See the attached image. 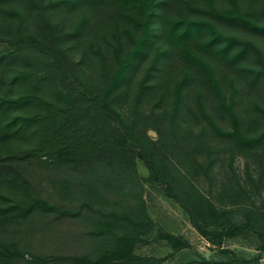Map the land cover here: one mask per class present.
<instances>
[{"label":"rangeland","instance_id":"374dc122","mask_svg":"<svg viewBox=\"0 0 264 264\" xmlns=\"http://www.w3.org/2000/svg\"><path fill=\"white\" fill-rule=\"evenodd\" d=\"M46 6L53 30L47 31L37 6L31 0L0 1V28H10L21 14L26 32L64 49L75 75L99 82L108 75L133 45L141 32L137 13L120 0H99L70 6H50L52 0H34ZM243 15L264 23V0H235ZM216 9L231 8L230 0H212ZM184 15L206 19L223 33L250 42L254 47L235 61L216 57L200 46L203 30L186 46L207 62L235 115L231 119L205 77L174 46L164 32L167 17ZM76 25L78 27H76ZM2 43L0 42V45ZM264 60V31L251 29L237 20L216 17L207 10L206 0H154L150 34L141 53L129 66L124 80L113 92L115 108L125 116L136 115L138 124L154 139L162 152L176 162L191 184L215 207L213 216L203 208L184 206L157 184L149 182L148 170L139 158L134 172L119 181L117 190L102 189L92 197L67 182L68 171L45 154L39 155L40 135L36 126L0 136V156L10 159V167L0 173V204L29 202L40 198L49 208H36L27 216L0 220V264H36L53 254L91 253L95 239L89 230L102 215L140 208L148 221L145 237L133 252L151 258L149 264H196L201 257L209 264H228L233 258L253 259L264 264V138L255 144H239L218 133L204 112L223 130L234 124L243 135L264 129V75L254 76L250 68ZM148 77L142 81L152 58ZM35 50L0 59V94H17L25 82L12 80L21 68L37 65ZM186 76L172 120L169 114L175 97L176 81ZM48 85V86H47ZM49 83L39 91L50 95ZM34 113H45V105H35ZM145 117L143 121L141 118ZM137 206V207H136ZM260 218L258 219V217ZM195 220L204 229L199 231ZM251 221L240 233L228 227ZM171 233L186 241L173 247L162 234ZM51 264H60L50 260ZM232 264H239L234 262Z\"/></svg>","mask_w":264,"mask_h":264},{"label":"trees","instance_id":"16d2710c","mask_svg":"<svg viewBox=\"0 0 264 264\" xmlns=\"http://www.w3.org/2000/svg\"><path fill=\"white\" fill-rule=\"evenodd\" d=\"M5 1V0H0ZM39 9L38 12L47 31L52 32L46 14V6L31 0ZM99 0H52L50 6H70L76 3H94ZM127 4L139 16L136 22L141 28L139 36L133 39V45L126 55L117 62L116 67L99 82L88 77L75 75L69 65L67 55L54 41L47 42L36 34L26 32L22 26L21 14L8 10L17 17L16 25L0 28V59L7 54L21 55L25 51L35 50L40 53L39 68L30 66L21 68L12 76V80L20 79L24 87L17 94H0V136L7 137L21 129L36 126L40 135V146L35 151L45 154L68 171L67 182L76 184L80 191L92 197L100 194L102 189L117 190L119 181L134 172V160L139 158L148 170L147 180L157 184L168 195L186 206L190 203L194 209L203 208L204 215L213 216L214 205L195 186L191 184L176 162L164 154L160 146L139 126L138 118H129L119 112L113 103V92L124 80L129 66L134 62L150 34L154 0H120ZM231 8L216 9L212 0H206L207 10L216 17L237 20L241 24L259 31H264V23H257L246 17L239 10L236 1L230 0ZM76 27H78L76 25ZM164 32L171 43L180 48L183 54L197 67L201 68L205 77L221 105L228 111L235 122V115L214 77L207 62L194 54L185 44L201 31L206 36L199 42L200 46L212 55L230 61L237 60L250 42L217 29L206 19L187 18L184 15L167 17L163 24ZM152 58L146 69L144 81L155 64ZM261 67L250 68L254 76L264 75V60L259 56ZM186 76L176 81L175 97L169 114L172 120L179 99V94ZM49 83V97L39 91V86ZM48 86V85H47ZM44 104L45 113H34L35 105ZM211 126L239 144L251 145L264 138V129L256 134L243 135L236 125L229 131L219 129L204 112ZM143 121L145 117L141 118ZM11 161L0 156V173L10 167ZM43 199L35 198L29 202L0 204V220L27 216L36 208H49ZM137 207V206H136ZM187 207V206H186ZM140 208L131 211H111L93 223L89 233L95 239L91 253L53 254L36 264H51L50 260L60 264H149L148 256L133 252L136 243L145 237L144 225L148 221ZM141 211V210H139ZM264 214H260V216ZM258 217V219L260 218ZM199 231L203 227L193 220ZM251 221L245 220L228 227V233L236 234L251 227ZM171 246L182 247L186 241L180 236L164 232ZM264 249V243L262 244ZM3 252L0 250V257ZM228 264H255L253 259L233 258ZM196 264H209V260L201 257Z\"/></svg>","mask_w":264,"mask_h":264}]
</instances>
